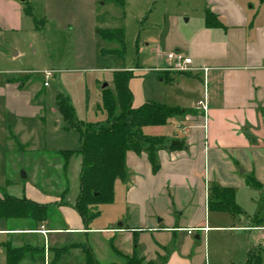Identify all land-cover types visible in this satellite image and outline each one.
Masks as SVG:
<instances>
[{
  "label": "crops",
  "instance_id": "obj_1",
  "mask_svg": "<svg viewBox=\"0 0 264 264\" xmlns=\"http://www.w3.org/2000/svg\"><path fill=\"white\" fill-rule=\"evenodd\" d=\"M37 4L47 6L48 0H0V158H9L4 164L14 174L26 172L28 157L57 151H40L37 143L40 135L34 130L45 121V113L38 95L27 88L26 77L20 75L23 70L15 67L16 59L23 55L22 46L25 43L30 46L33 31L39 32L32 19ZM200 5V12L188 29L179 24L178 14L170 16L166 49L167 53L173 48L191 57L192 70L187 72H191L190 78L200 82L202 93L192 92L187 96L178 92L158 101L193 109L175 116L174 130L157 135L167 142L166 136L172 134L170 140L175 144L181 141L182 146L159 149L156 171H152L145 152L127 151L126 179L114 182L113 201L118 194L122 204L113 217L118 223L101 230L110 232L113 239L117 235L129 239L126 250L113 248L124 264L126 256L132 254L134 241L143 263L203 264L204 237L210 228L256 230L259 227L257 224L208 226L215 217L210 216L207 199L208 188L216 185L232 188L239 205L240 198L249 189L246 176L253 175L261 185L264 183V0H202ZM26 6L30 7L32 16L25 14ZM206 10L215 15L218 25L206 23ZM183 12L181 15L186 14ZM183 22L188 25L190 17ZM169 64L167 59L166 65L161 67L166 69L160 71L159 79L171 85L180 72L168 70ZM130 85L134 107L152 101L138 92L137 104H133L135 99ZM198 101H205V111L197 105ZM117 181L120 182L117 184ZM4 183L20 187V195L12 196L24 195L32 199L28 195L30 186L19 177L4 179ZM35 197L33 200L38 202L56 200L41 193H36ZM65 207L62 212L69 222L66 227H45V222L36 227L26 219L25 226L0 229V235L6 236L5 241L16 234L41 235L45 241L51 233L87 235L92 231L86 228L78 214L83 225ZM189 228L195 230L188 233L186 229ZM200 234L202 241L194 242L201 240ZM31 242L35 243L15 246L37 245L38 241ZM2 243L0 241V245ZM71 244L82 243L68 245Z\"/></svg>",
  "mask_w": 264,
  "mask_h": 264
},
{
  "label": "rangeland",
  "instance_id": "obj_2",
  "mask_svg": "<svg viewBox=\"0 0 264 264\" xmlns=\"http://www.w3.org/2000/svg\"><path fill=\"white\" fill-rule=\"evenodd\" d=\"M201 2L202 0H48L47 6H34L33 15L39 32L33 31L34 38L30 46L26 43L22 46L23 55L16 59L15 67L23 70L20 75L26 77L27 88L38 95V102L45 113V121L34 130L40 135L37 142L40 151L77 149L80 145L76 132L63 129V119L56 107V94L61 92L68 97L79 120L102 121L105 112L99 107L101 89L102 86H112L113 72L116 70L132 69L133 77L129 84L133 90L135 105L138 92L154 102L164 101L165 95L178 92L187 96L192 92L201 94L200 82L181 73L174 76L175 81L171 85L166 80L159 79L160 71L166 69L161 67L166 65L167 60L166 42L170 16L178 14L179 24L188 29L200 12L198 7ZM183 11L186 14L181 15ZM186 17H190L188 25L183 22ZM104 28L123 29V48L116 40L102 39L97 35V30ZM116 49L121 52L103 53V50ZM171 51H174L173 48ZM44 70L52 71V75L45 78ZM43 81H46L45 86ZM175 119L170 118L166 125L160 127H142V133L161 135L174 130ZM166 137L167 142L172 143V134ZM8 159L0 158V195H20L18 185L4 183V179L19 177L21 182L30 186L28 195L32 199L36 198V193L56 199L51 204L50 219L45 222V227L69 225L62 212L65 206L83 225L72 207L79 192L80 156H71L67 165L63 166V159L55 153L33 155L27 158L29 162L26 172L15 174L4 164ZM248 188V193L240 198L239 212L210 211V216L215 219L211 218L207 225L227 227L257 224L258 229L210 228L204 237L206 256L203 264H264V206H260L264 194L262 189ZM116 195L111 203L90 207V210H97L98 213L85 225L92 230L87 235L51 233L47 235L49 240L45 241L41 235L16 234L11 235L7 241L5 235H0V241L10 242L15 246L28 242L34 244L31 241L37 239V245L44 246V262L24 260L20 264H85L86 255L81 248H70L63 255L56 256L55 248L71 242L88 246L99 264H124L122 257L113 248L126 250L129 239L118 235L113 239L110 232L101 230L118 223L113 217L117 210L120 211L122 204L120 196ZM61 202L65 204H60ZM26 224V219L0 218V229ZM190 238L193 239V235ZM200 238L201 240L194 242L200 243L202 234ZM248 250L258 257L253 262L246 263ZM0 264H5L2 245Z\"/></svg>",
  "mask_w": 264,
  "mask_h": 264
},
{
  "label": "trees",
  "instance_id": "obj_3",
  "mask_svg": "<svg viewBox=\"0 0 264 264\" xmlns=\"http://www.w3.org/2000/svg\"><path fill=\"white\" fill-rule=\"evenodd\" d=\"M27 15L32 16L29 6L24 8ZM205 21L208 25H218L214 14L206 10ZM35 28L39 30L37 21L32 16ZM97 35L102 39L116 40L121 48L124 44V31L122 28L98 29ZM116 50H103V53L119 54ZM178 72L179 71H174ZM192 77L191 72H180ZM133 77L132 70L121 69L113 72L112 86H102L101 107L105 118L98 122H85L79 120L72 104L66 95L56 94V107L63 119V129L78 134L80 145L77 149H62L55 152L63 159V166L67 165L71 156H80L79 192L73 201L72 207L86 225L94 218L98 211L90 207L113 201V188L116 180L125 181L127 170L125 153L145 152L152 171L159 167L157 151L162 148L176 149L182 146L166 142L163 136L147 135L142 133V127L148 125H164L170 118L193 111L192 108H182L165 103L146 101L136 107L132 105V92L129 80ZM246 184L251 188L262 189L264 186L253 175L245 177ZM64 195V194H63ZM63 195L61 197H63ZM51 202H38L25 197H16L2 194L0 197V218L28 219L38 227L50 219ZM60 204H65L61 202ZM261 207L264 206V195ZM207 207L211 211L239 212L234 199L232 188H223L212 185L208 188ZM135 241L131 255L126 256L125 264H154L151 261L143 263V258L136 252ZM4 247L5 264H20L23 260L44 262L43 247L39 245L23 244L12 246L9 242L1 244ZM73 246L81 248L85 255V264H99L92 251L86 245L71 244L55 248L59 257ZM258 255L248 253L246 263L253 262Z\"/></svg>",
  "mask_w": 264,
  "mask_h": 264
},
{
  "label": "built area",
  "instance_id": "obj_4",
  "mask_svg": "<svg viewBox=\"0 0 264 264\" xmlns=\"http://www.w3.org/2000/svg\"><path fill=\"white\" fill-rule=\"evenodd\" d=\"M166 58L169 60V63H170L169 66L167 67L168 70L179 71V72H187V71L192 70L190 68L191 57L186 56L185 54L181 52H175V51L168 52L166 54ZM203 69L206 70V68H203ZM43 74L45 78H48L49 76L52 75V71L44 70ZM43 85H46V81L43 82ZM197 105L200 107L202 111L206 110L205 101H198ZM193 230H195V228L186 229L188 233H191Z\"/></svg>",
  "mask_w": 264,
  "mask_h": 264
},
{
  "label": "water",
  "instance_id": "obj_5",
  "mask_svg": "<svg viewBox=\"0 0 264 264\" xmlns=\"http://www.w3.org/2000/svg\"><path fill=\"white\" fill-rule=\"evenodd\" d=\"M22 1H23V0H22ZM104 85H105V84H104ZM172 143H173V144H175L176 142H175V141H173Z\"/></svg>",
  "mask_w": 264,
  "mask_h": 264
}]
</instances>
